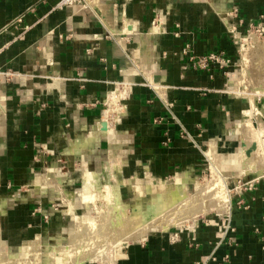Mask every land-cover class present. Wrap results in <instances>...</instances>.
<instances>
[{
	"label": "crops",
	"instance_id": "0c3cea01",
	"mask_svg": "<svg viewBox=\"0 0 264 264\" xmlns=\"http://www.w3.org/2000/svg\"><path fill=\"white\" fill-rule=\"evenodd\" d=\"M58 1L0 0V245L38 232L19 250L64 229L53 201L69 210L81 184L83 201L84 171L125 194L132 179H196L208 152L243 144L250 117L227 76L239 36L264 24V0ZM209 52L230 65H191ZM250 183L219 215L81 263L264 264V176Z\"/></svg>",
	"mask_w": 264,
	"mask_h": 264
},
{
	"label": "bare ground",
	"instance_id": "6f19581e",
	"mask_svg": "<svg viewBox=\"0 0 264 264\" xmlns=\"http://www.w3.org/2000/svg\"><path fill=\"white\" fill-rule=\"evenodd\" d=\"M250 37L256 41L254 34L251 33ZM242 56V61H247L245 54ZM230 78L232 82V75ZM258 97L261 98L252 97L249 102L256 110L255 114L257 113L256 116L262 126V133H264V96L258 94ZM246 117L242 124V129L246 134L245 140L243 139L244 145L233 155L234 157L231 156L228 160L234 164V172L240 171L242 176H250V181H253L264 176V147L260 144L261 141L256 139L258 133L251 124V117L248 114ZM213 169L218 173H213L216 175L211 176L210 182L202 185L195 178L185 177H175L173 181L175 185H163L157 182L161 179L154 184L147 185L141 184L138 179L129 180L135 196H141L146 192L154 193L150 204L145 208L137 203L130 209H127L122 202L120 191L116 189L117 185L110 182L100 184L98 180H93L87 171H84L86 186L82 192V200L92 202L94 197L100 195L108 197L116 205L112 207L108 205L109 211L100 207L97 211L103 214L98 219L96 216L94 221L91 216H82L76 210L74 211L72 201L68 199L70 202H65V204L69 205L68 209L75 219V231L71 233L67 243H60L48 249L44 264H80L84 260L95 257L99 248L117 250L127 241L141 240L151 233L166 231L170 227L189 223L190 220L193 223L199 216L208 215L212 211L224 212L230 200L229 193L226 184L223 183V173L217 166L212 165ZM189 183H192L194 188L191 192L188 187ZM33 259L35 264H42L37 237L21 248L19 257L16 259L9 260L0 250V264H34Z\"/></svg>",
	"mask_w": 264,
	"mask_h": 264
},
{
	"label": "rangeland",
	"instance_id": "374dc122",
	"mask_svg": "<svg viewBox=\"0 0 264 264\" xmlns=\"http://www.w3.org/2000/svg\"><path fill=\"white\" fill-rule=\"evenodd\" d=\"M263 28H264V24L253 25L252 27L248 28V31H246L245 35L239 36L240 40H241V43L239 45L240 49H239V52L237 55L238 56L237 60L235 61L234 66L231 68V70L229 72L230 73L229 77L227 76L228 79H227L226 89L228 91L236 94V95H242L245 97L246 103H245L244 110H248L250 112V117H251V121H252L251 124L254 125V128L257 129V133H258V134H256L257 135L256 139L258 141H261L260 144L264 147V145H263L264 144V133H262L263 132L261 129L262 126H260V121L258 120V117L256 116L257 113L255 114L256 110L253 109V106L250 103L252 97H257V99H260L261 97L259 98L258 94L264 96V93H263L264 92V31H263ZM259 32H262V33L260 34ZM251 33L254 34V36L256 37V41H254L253 38L250 37ZM239 37H238V39H239ZM244 54L246 56L245 60L247 59V61L243 62L242 61V59H243L242 55H244ZM231 75H232V79H233L232 82L230 81ZM263 115H264V113H263ZM241 139H242V136L237 135L236 140H235L234 144L231 145V147H226V148H220V147L218 148L217 147V149L214 150L213 155H211V153H209V152L206 154V156L204 157V160L202 161L201 169L198 172L197 177L195 176L196 179L198 180V182L200 183V185L207 183V182H210V180L212 178L211 176L216 175V174H213V173L217 172L215 169L212 170V165H213V166H217L218 169L223 173V176H222L223 177V183L226 184L227 191L229 193V197L232 196V193L236 189L238 190V188L248 186V184L250 183V179H251L250 176H242L243 174H241L242 172H240V171L237 173L234 172L235 171V169H234L235 167L233 166L234 164H232L231 161H229L228 159L225 162L222 161L223 158L227 157L228 155H229V157H231L234 154H236V152H238L240 150V147H242L244 145V142L242 144ZM232 151H235V152L229 154V152H232ZM235 156H237V155H235ZM221 161L223 164L220 163ZM89 170H91V169H89ZM256 179H258V178H256ZM113 180H114V183H111V182L110 183L113 185H117L118 188L116 187V189L121 191L119 189L120 182H117L118 180H116V179H113ZM60 181H61V179H60ZM173 181H174V179H173ZM173 181H167L166 182L164 180H159L157 182H160L163 185H167V184L168 185H175ZM254 181L255 180H253L252 182H254ZM247 182H248V184H246ZM104 183H106L105 180H102V182L100 184H104ZM130 186H132V185H129V187H128L130 189V191H129V189H127L128 194H125L124 189H123V191H121L122 193L120 192L121 197L119 196L121 198L122 202L124 203V205L127 206V209H130L132 206H134L137 203H139L142 208H145L148 204H150V202L152 200V196H154V193H152V194L150 193L151 195L135 196L133 189H131ZM188 187H189L190 192L194 190L192 183L191 184L189 183ZM81 189H82V184H81V187L78 188L76 194L75 193L73 194L72 192L70 193V191H68V190H65V191H67V193H70L72 196H74V203L72 205V208L74 209V211L76 210L77 213H79L82 216L83 215L91 216L92 217L91 219L95 221L96 219L100 218L101 214H103V213L97 211V210H100V207H101V209L103 208V209H105V210L107 209L109 211V206L112 207V205H116V204H113V202L110 201V199L108 197H106V196L101 197L100 195L97 196L98 198L94 197V200L92 202L81 201L80 197L78 196V192ZM127 190L125 189L126 192H127ZM94 203H96V204H94ZM53 206H54V209L56 210V212H57V210H58V213L60 212L62 214L63 213L66 214V212H67L69 214V216L67 214L64 215L65 219H66V222L64 221L65 222L64 229L60 230L58 228V226L56 225L54 227L53 231L49 232L48 235L52 238L51 240H49V241L43 240V238L40 239V236H39L40 257H41L40 260H41L42 264H44V262H45V255L48 252L49 246H54L55 244H57L58 240H61L63 243H67V241L70 238V236H68L70 231H72V229H74V227L76 226L75 219L72 218L70 211L69 210L65 211L66 207H65L63 202L61 203L58 200H54ZM221 213L222 212L212 211L206 216H203V215H201L202 217L199 216L195 222H197L201 219H204V218H209V216L219 215ZM98 214H99V216H98ZM95 217H96V219H95ZM104 220L105 219H103V221ZM188 222L189 223H186V224L192 223L191 220ZM179 226H183V225H179ZM179 226H174L172 228H176V227L178 228ZM33 233L34 234H30V231H29L26 234V237L24 239H18L17 245H15L12 242H10V243L6 242L4 244L2 243L0 245L1 252H3L5 257L8 258L9 260H12L14 258L15 259L18 258L19 252L21 250V248L19 250L18 245L23 240H27V239L31 238L36 233L38 234V232H33ZM152 234H155V233H151L149 235H152ZM127 242L120 245V247L121 246L123 247V245H125ZM120 247L117 248V250H110L111 248H99L98 253L96 254L95 257H93L91 259H87V260L83 261L82 263H84L86 261L109 263L110 261H112L114 259V256L117 253H120V251L122 249V247L121 248ZM32 262H34V264L36 263L34 259L32 260Z\"/></svg>",
	"mask_w": 264,
	"mask_h": 264
},
{
	"label": "built area",
	"instance_id": "2783aa9c",
	"mask_svg": "<svg viewBox=\"0 0 264 264\" xmlns=\"http://www.w3.org/2000/svg\"><path fill=\"white\" fill-rule=\"evenodd\" d=\"M80 0H59L55 4V8L62 9L65 6L72 5L74 3L79 2ZM17 21H20L18 18ZM264 31V28H263ZM260 34L262 32H259ZM191 65L195 69L200 70H210L211 68H219V69H225L227 66L230 65L231 61L229 58H227L223 52H209L202 56H192L190 57ZM169 106H172V103H169ZM186 132L182 131L181 136L185 135ZM248 184V182L246 183ZM252 183H249L248 186H251ZM228 227V226H227Z\"/></svg>",
	"mask_w": 264,
	"mask_h": 264
},
{
	"label": "water",
	"instance_id": "95a60500",
	"mask_svg": "<svg viewBox=\"0 0 264 264\" xmlns=\"http://www.w3.org/2000/svg\"><path fill=\"white\" fill-rule=\"evenodd\" d=\"M103 129H105V124H103Z\"/></svg>",
	"mask_w": 264,
	"mask_h": 264
}]
</instances>
